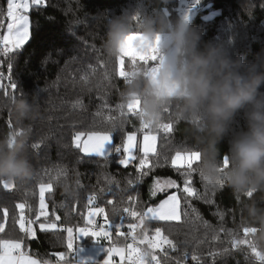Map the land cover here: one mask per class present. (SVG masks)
Wrapping results in <instances>:
<instances>
[{"label":"trees","instance_id":"trees-1","mask_svg":"<svg viewBox=\"0 0 264 264\" xmlns=\"http://www.w3.org/2000/svg\"><path fill=\"white\" fill-rule=\"evenodd\" d=\"M187 3L188 0L183 3L181 0H45L43 4L30 8L31 38L22 49L12 54L11 71L8 59L0 56L3 61L0 64V73H3L0 77V85H3L0 87V138L13 130H20L13 111L18 98L13 100V95L18 97L21 91L27 92L37 112L34 119L25 121L29 127L28 157L35 175L27 184L13 183L11 190L5 189L0 181V221L5 210L8 213L6 229L0 233V238L23 237V249L29 255L42 262L56 263V253L67 252V232L42 231L41 223L55 222L63 228L84 226L87 199L93 193L98 196L97 204L110 213L111 205L106 201L113 197L108 194V188L115 190V184L109 185L108 179H114L124 189L127 180L138 175L135 167L138 160L122 168L116 162L118 157L115 154L107 163L101 158L85 156L74 147L73 136L76 132L102 131L110 127L107 117H120L119 106L126 105V93L130 88L140 90L144 79L150 77L148 68L153 62L123 56L121 50L116 57L109 55L105 49L108 25L114 16L127 10L131 29L128 34H144L150 26H154L157 33H168L178 19L187 16V13L183 16L177 13ZM200 4L202 9L192 11L190 19L201 31V46L220 43L233 56L242 55L248 61L264 49V0H201ZM6 7V0H0V9L6 10ZM123 57L126 78L119 76L121 66L118 60ZM9 75L18 85L15 92L10 86ZM133 101L138 102L139 112L140 99L127 102ZM124 112L125 115L120 117L124 120L123 131L114 132V143H120L128 132L144 134L138 131L140 120L145 123L144 119L139 120L128 113L126 106ZM161 124L170 125L171 131L165 134L162 128L153 127V133L158 135L160 166L153 168L135 190L130 189L126 194L138 192L140 207L158 204L175 191L171 189L151 196L154 178L173 179L183 187L185 177L181 173L185 169L171 163L177 152L198 151L201 154L203 150L207 159L211 150L205 131L206 120L182 116L176 100H170L164 107ZM244 126L243 115L238 114L232 130L236 132ZM227 147L226 137L222 150L227 151ZM198 163L193 164L195 171L191 186L199 193V198L189 197L185 202L184 194L178 193L182 197V213L187 210V217L182 215L180 222H146L144 227L149 238L155 228L160 227L163 235L178 244L177 251L169 250L174 258L169 264H176V261L181 264H260L251 257L247 246L233 248L231 241L233 236L244 238V228L255 233L260 226L264 227V193L256 192L249 197L252 192L236 191L219 180L216 186L222 187L214 188L200 174ZM61 171L65 175L59 182L51 179ZM49 182L53 187L45 194L48 214L45 218L38 215L41 210L39 185ZM101 189H104L103 193ZM20 203L25 204L24 215L36 221L32 225L35 238L23 236L13 220V217L19 219L17 205ZM121 206L127 207L128 204ZM115 219L119 222L118 217ZM125 222L135 221L126 219ZM140 231L136 229L138 240L142 239ZM248 238L251 240V234ZM85 239V245L94 243L90 236ZM129 240L131 238L125 241L120 237L119 243ZM185 245L189 252L187 260L183 257ZM137 246L146 247L139 243ZM193 254L199 257L198 262L191 259Z\"/></svg>","mask_w":264,"mask_h":264},{"label":"clouds","instance_id":"clouds-1","mask_svg":"<svg viewBox=\"0 0 264 264\" xmlns=\"http://www.w3.org/2000/svg\"><path fill=\"white\" fill-rule=\"evenodd\" d=\"M126 13L114 16L108 25L105 49L113 57L120 54V44L131 30ZM148 23L152 24L150 18ZM156 34L154 26L144 30L147 39ZM161 34L162 59L155 78L146 77L139 91L130 88L125 102L139 98L138 118L158 127L164 107L176 100L182 116L206 120L211 150L207 159L201 150L200 174L214 186L219 180L245 194L264 193V49L248 61L242 55L233 56L220 43L201 46V31L188 16L178 19L168 31L167 43ZM13 111L20 130L0 138V181L24 185L35 175L28 157L25 121L34 119L37 112L34 101L23 97L16 100ZM238 114L243 115L245 126L234 132L232 124ZM250 234L257 249L264 252V227Z\"/></svg>","mask_w":264,"mask_h":264},{"label":"snow or ice","instance_id":"snow-or-ice-1","mask_svg":"<svg viewBox=\"0 0 264 264\" xmlns=\"http://www.w3.org/2000/svg\"><path fill=\"white\" fill-rule=\"evenodd\" d=\"M45 0H6V10L0 9V56L8 59V69L11 71L13 58L12 54L22 49L24 45L30 40V19L28 12L32 6H39L43 4ZM183 3V0H181ZM201 3V0H188L187 6L181 11V16L187 13L190 17L192 10ZM124 58L119 59L120 64L119 76L125 77L123 64ZM129 58V57H128ZM130 59V58H129ZM0 64L3 61L0 60ZM0 77H3V73H0ZM10 86L15 92L18 89V85L12 82V78L9 75ZM3 87V85H0ZM7 94V93H6ZM27 92L21 91L19 96L13 95V100L17 98H28ZM127 108L128 113L138 118L137 105L127 102L126 105H120V117L125 115L124 108ZM75 107V105H74ZM97 115H100L98 113ZM120 117L108 116L107 123L110 125L102 131H89L76 132L73 136V145L76 149H79L81 153L88 157L101 158L105 163L109 162L115 154L118 159L116 162L124 166L125 168L133 165L134 161L138 160L135 164L138 175L134 179L127 180V186L124 189L119 187V183L114 179H108V184H115V190L112 187L108 188V194L113 199H108L106 203L111 205L110 213L105 211V207L97 204L98 196L96 193L90 195L87 199V213L84 214V226L82 227H67L63 228L58 226L55 222L41 223L40 229L42 231H66V243L67 252L56 253V264H90L94 258L92 256H84L83 246L80 241L82 237L90 236L92 240L99 243L101 250L104 252L103 259L96 261L95 264H114V257L119 256L123 264H169L170 260L174 258L170 256V251H177L178 244L169 238L167 235H163L162 229L156 227L154 234L149 238L148 230L144 227L148 221H162V222H180L182 215L187 217V210L182 213L181 195L184 194V200L187 202L189 197L199 198V193L191 186V176L195 169L193 164L199 161V153L192 151L185 154L177 152L175 157L172 158L171 163L178 168H184L185 171L181 173L185 177L183 187L177 183L176 180L167 179L161 180L160 178H154L153 184L150 187V195L155 197L157 193L166 192L168 189H175L171 194L166 195L165 199L160 200L158 204L140 207L138 204V192L136 194H128L129 190H135L137 186L142 182L143 178L149 175V172L160 166L159 157L160 153L157 152V135L153 133V127H150L140 120V129L142 131V141L137 140V133L135 131L128 132L122 136L120 143H114V132L123 131L124 120ZM156 128H162L164 133L167 134L171 131V127L168 124H161ZM155 158V159H150ZM167 160V157H165ZM225 166L228 163V158H224ZM65 175L64 171L59 172L55 177L51 179L59 182L61 177ZM206 179V178H205ZM78 183V182H77ZM5 189L14 187L11 183L3 182ZM53 184L40 183L39 185V201L40 212L39 216L47 218L45 193L52 190ZM213 187H222L214 186ZM101 193L104 189L100 190ZM249 197L253 196V193L248 194ZM127 203V207L121 205ZM20 210L19 219L13 217V220L18 224L20 233L25 237L35 238V230L32 225L36 221L29 219L24 215L25 204L20 203L17 205ZM139 208L140 210H137ZM193 211H195L193 209ZM97 217L102 219L103 223H99ZM116 217L119 218V222L116 221ZM59 220V217H56ZM126 219L134 220V223H126ZM8 221L7 210L4 212V218L0 221V233H4L6 229V223ZM206 223V222H205ZM127 228L128 231H122ZM140 229L142 239L138 240L136 229ZM113 231H115L117 239L113 238ZM172 229L169 228V233ZM256 231V229H252ZM244 238L236 239L233 236L231 246L233 248H241V246H247L250 250L251 257L259 261L260 264H264V252L257 249L255 244L248 238L250 230L248 228L243 229ZM123 237L125 241L131 238L132 243H127L124 247L119 246V238ZM218 238V237H214ZM146 245L143 249L136 246ZM24 239H3L0 238V264H40L36 259H33L30 255L23 250ZM245 250V249H241ZM195 251V249L193 250ZM225 252L227 249L224 250ZM189 252L185 245L183 252L184 260H187ZM193 261H199V257L195 254L191 256ZM43 264H50L45 260ZM176 264H181L180 261H176Z\"/></svg>","mask_w":264,"mask_h":264},{"label":"rangeland","instance_id":"rangeland-1","mask_svg":"<svg viewBox=\"0 0 264 264\" xmlns=\"http://www.w3.org/2000/svg\"><path fill=\"white\" fill-rule=\"evenodd\" d=\"M186 1L187 0H183V2H186ZM183 7H181L180 9H182ZM28 15H29V12H28ZM163 40L165 43L168 42L167 33H163ZM161 41H162V34L161 33H157L154 39H147L144 34H127V36L124 37V39L122 40V42L120 44V50H121V53L123 56H130L134 59H139V60H143V61H152L153 64L148 68V74L151 78H155V75L158 72L159 62L162 59ZM167 51L170 55L173 54V49L171 47H169L167 49ZM132 103L137 105V107H138L137 101H133ZM152 134H154V133H152ZM155 135H157V134H155ZM142 139H143V134H142V136H140L137 133V140L142 141ZM157 146H158V135H157ZM181 153L186 155L189 152H187V153L181 152ZM198 153H199V160H200L201 154H200V152H198ZM161 180H167V179H161ZM168 190H171V189H168ZM171 193H169V194H171ZM97 220L99 221V217H97ZM99 223H101V222H99ZM102 223H103V221H102ZM122 231L127 232L128 229L125 227L124 229H122ZM114 237L117 238L115 231H113V238ZM85 240H86L85 237L81 238V241H82L81 245L83 246V249H84V251L82 252V255H84V256L90 255L94 258L92 261H90V264H95L96 261H101L103 259V256H104V252L101 250L100 244L95 243L92 240L94 242L93 244L85 245L84 244ZM127 243H132V240H129L126 243L125 242L119 243V246L124 247ZM31 257L33 259L38 260L40 262V264H43V262L40 261L39 259H37L33 256H31ZM113 259H114V264H123V262L119 256H115ZM50 264H56V263H50Z\"/></svg>","mask_w":264,"mask_h":264},{"label":"built area","instance_id":"built-area-1","mask_svg":"<svg viewBox=\"0 0 264 264\" xmlns=\"http://www.w3.org/2000/svg\"><path fill=\"white\" fill-rule=\"evenodd\" d=\"M187 6V4L185 5V7ZM184 7V8H185ZM202 9V5L201 4H199V5H197L192 11H196V10H201ZM183 9H181V10H178L177 11V13L178 14H181V11H182Z\"/></svg>","mask_w":264,"mask_h":264},{"label":"crops","instance_id":"crops-1","mask_svg":"<svg viewBox=\"0 0 264 264\" xmlns=\"http://www.w3.org/2000/svg\"><path fill=\"white\" fill-rule=\"evenodd\" d=\"M98 222H101L102 223V219L99 218V221Z\"/></svg>","mask_w":264,"mask_h":264},{"label":"water","instance_id":"water-1","mask_svg":"<svg viewBox=\"0 0 264 264\" xmlns=\"http://www.w3.org/2000/svg\"><path fill=\"white\" fill-rule=\"evenodd\" d=\"M121 166V165H120ZM122 168H125L124 166H121ZM13 188V187H12ZM12 188H10L9 190H11Z\"/></svg>","mask_w":264,"mask_h":264}]
</instances>
